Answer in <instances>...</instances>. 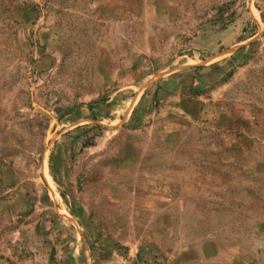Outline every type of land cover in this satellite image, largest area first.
I'll return each mask as SVG.
<instances>
[{
	"label": "rangeland",
	"instance_id": "1",
	"mask_svg": "<svg viewBox=\"0 0 264 264\" xmlns=\"http://www.w3.org/2000/svg\"><path fill=\"white\" fill-rule=\"evenodd\" d=\"M0 264H264V0H0Z\"/></svg>",
	"mask_w": 264,
	"mask_h": 264
}]
</instances>
